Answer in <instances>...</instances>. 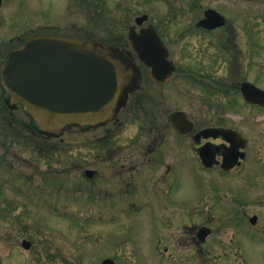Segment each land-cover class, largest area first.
I'll list each match as a JSON object with an SVG mask.
<instances>
[{
	"label": "rangeland",
	"instance_id": "374dc122",
	"mask_svg": "<svg viewBox=\"0 0 264 264\" xmlns=\"http://www.w3.org/2000/svg\"><path fill=\"white\" fill-rule=\"evenodd\" d=\"M63 1L5 0L0 8L1 38L7 40L15 33L26 38L34 32L72 35L67 30L53 31V26L65 24L60 16ZM153 11H158L157 5ZM13 41L7 40L2 48L10 49ZM257 64L260 76L255 82L264 89V49ZM209 68L208 64L199 69L205 72ZM223 85L215 83L212 88L191 78L176 77L165 84L153 80L143 83L154 96L145 102L148 114L142 109L132 111L133 103L120 113L122 124L111 126L114 135L104 138L117 141L119 152L112 154L125 157L128 136L139 123L166 124L168 113L175 109L189 112L197 125L221 122L246 138V157L230 171L206 169L187 157L177 180L164 169L161 198L156 191L134 190L129 193L130 200L124 192L126 170L120 167L121 160L99 163L96 158L94 139L107 133L103 129L70 128L60 136L64 140H50L57 146L55 151L44 150L46 158L38 157L26 140L42 142L43 134H33L14 122L29 121L23 108H1L0 135L15 151L7 154L0 148L3 263L99 264L113 257L117 264H264V108L246 105L240 95L235 98V91ZM168 137L171 140L170 133ZM87 169L100 170L101 174L88 178ZM159 175L154 174L157 180ZM105 178L109 179L106 186L99 183ZM99 198L103 201L100 204ZM254 215L257 220L253 224L250 218ZM202 225L212 229L203 247L184 250L196 251L197 257L183 249L181 256L160 252L161 240L162 244L172 237L183 240ZM24 239L32 242L30 249L22 246ZM202 250L205 253H200Z\"/></svg>",
	"mask_w": 264,
	"mask_h": 264
},
{
	"label": "flooded vegetation",
	"instance_id": "af4514ba",
	"mask_svg": "<svg viewBox=\"0 0 264 264\" xmlns=\"http://www.w3.org/2000/svg\"><path fill=\"white\" fill-rule=\"evenodd\" d=\"M156 5L158 11L155 12L153 8ZM62 8L63 14L60 13V16L65 24L53 26L55 31L67 30L72 35L92 39L105 49L112 50L117 58L140 72L141 83L155 81L151 69L134 45L135 42L144 44L155 41L156 34L147 35L146 29L155 31L161 40V61L167 56L176 67L161 84L175 77L181 80L191 78L195 83L210 84L212 88L214 83H225L223 87L235 91L234 97L240 94L243 99L240 84L244 81L255 82L260 76L257 62L264 49V0H64ZM131 33L137 35L135 39ZM17 39L18 42L11 49L20 47L26 40L21 34L11 38ZM7 52L6 48L0 49V63L5 60ZM208 64L210 68L207 71L199 69ZM146 92L143 91L140 96ZM2 96L6 98L5 91H2ZM139 104L140 100H137L138 110H148L138 107ZM121 124L115 122L100 127L107 133L100 134L95 141L96 158L99 163L121 160L120 167L126 170L125 183L131 191L150 187L161 191V184L165 180L164 169L175 179L182 173L186 157L202 162L201 152L205 147L211 148L216 158L221 160L230 145L220 135L206 137L200 134L208 127H230L221 122H202L198 125L194 122L192 129L186 133L174 130L170 124L151 122L138 125V129L128 136L126 156L117 158L118 155L112 153H118L119 146L114 142L112 144L111 140L103 145L102 137L112 134L111 126ZM81 128L88 129L90 126ZM169 133L171 140H168ZM175 150H178L176 154H171ZM215 166L220 167L219 164ZM156 173L160 174L158 180L154 176ZM100 174V170H95L96 177ZM184 226L191 227L187 224ZM199 227L192 229V233L183 240H173L172 237L164 244L161 240L160 252L169 256H174L176 252L181 256L182 252H186L191 257H197L196 251L184 250L203 247L206 241L200 240Z\"/></svg>",
	"mask_w": 264,
	"mask_h": 264
},
{
	"label": "water",
	"instance_id": "95a60500",
	"mask_svg": "<svg viewBox=\"0 0 264 264\" xmlns=\"http://www.w3.org/2000/svg\"><path fill=\"white\" fill-rule=\"evenodd\" d=\"M142 44L134 43L138 53L158 80L166 79L175 67L166 59L161 61V50L154 41ZM0 75L12 101L22 102L43 130L54 133L69 125H93L113 119L137 79L135 70L112 50L93 41L57 35L32 37L22 48L11 51ZM241 87L247 100L264 105L263 89L250 82H243ZM169 120L178 130L191 126L185 112L173 111ZM207 131H215L231 142L222 163L225 169L234 167L245 156L240 150L245 140L236 130L221 127ZM201 154L205 164L211 165L210 152L203 150ZM256 220L253 216L252 222ZM210 233L208 227L199 230L202 239ZM24 245L29 248L31 243L24 241ZM101 264L116 262L105 258Z\"/></svg>",
	"mask_w": 264,
	"mask_h": 264
},
{
	"label": "trees",
	"instance_id": "16d2710c",
	"mask_svg": "<svg viewBox=\"0 0 264 264\" xmlns=\"http://www.w3.org/2000/svg\"><path fill=\"white\" fill-rule=\"evenodd\" d=\"M15 122H18V125H20V127H21V129L23 128L24 130H26L28 127H27V125H29V123H26L25 121H23V120H16ZM30 136H32V135H30ZM33 145H35V144H33ZM43 144H41V143H38V144H36V148H40L41 146H42ZM44 147H47L46 145H43Z\"/></svg>",
	"mask_w": 264,
	"mask_h": 264
}]
</instances>
